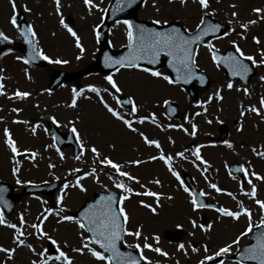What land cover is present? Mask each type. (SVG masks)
I'll list each match as a JSON object with an SVG mask.
<instances>
[{
    "label": "rangeland",
    "instance_id": "374dc122",
    "mask_svg": "<svg viewBox=\"0 0 264 264\" xmlns=\"http://www.w3.org/2000/svg\"><path fill=\"white\" fill-rule=\"evenodd\" d=\"M111 2L112 0H93L95 6H86L83 0H60V13H57L55 0H15V12L11 0H0V31L10 37V42L0 43L1 81L4 85V94L0 96V180L14 185L17 193H22L27 183L61 181L60 186L52 194L23 195L11 214L5 213L0 208L9 223L19 226L21 215L25 220L23 226L25 235L22 237L24 245L21 246H18L13 239L14 230L0 225V246L16 249L11 259L0 252V264H31L37 256L27 247L28 244L33 245L37 252L48 249L49 254H55V246L46 239H37L30 225L37 223L38 218H42L45 209L48 208H52L54 212L62 208L61 215L75 217V211L88 199H93L95 192L117 190L107 173L128 184L135 189L134 192L147 189L161 194L159 203H156L154 197L141 195L126 200L127 214L130 218L126 228L128 231H136L139 228L141 237L137 239L126 235L125 242L128 245L139 243L143 246L144 237H147V243L168 253L167 256H162L144 249L146 255H149L147 253L149 252L157 257L154 260L155 264H198L204 255H212L219 247L231 243L243 231L246 220L236 222L212 210L193 211L189 197L183 191L180 182L168 171L167 165L149 159L151 155L161 150L166 156L171 152L169 155L173 156V168L180 175L183 170L189 172L198 186L207 192L208 199L216 200L220 206L232 211L237 210L239 203L243 204L247 209L253 210L254 214L257 210L258 217L255 218L261 219V210L254 201L264 199V180H258L250 175L253 179L252 184L260 190L259 195L253 199L251 195L245 194L251 192V185L247 182L242 186L238 176L226 172L224 167L237 163L246 167L249 174L255 172L264 177V157L257 156L253 152V149L264 152V108L260 106V99L264 97V81L260 79L264 76V65L256 66L257 73L248 85L243 87L241 83L235 82L233 88L228 89L226 85L229 81L222 69L211 60V53L205 46L208 42L203 43L198 48L196 65L206 72L211 84L208 89L198 91L194 99H191L180 85L168 84L162 78L152 77L144 71L121 68L109 74L103 73L93 65L101 48L97 40L96 28L103 21ZM209 5L206 11L211 15L207 16L226 24L228 26L226 31L229 32L228 36H222L211 43L223 51L234 48L232 42L235 41L245 55H251L259 61L260 53L264 52V12L258 16L253 9H264V0H209ZM24 6L30 11H24ZM233 11L237 13L236 17L232 16ZM21 13L35 29L37 48L51 59L68 61L67 64L47 62L45 66L38 67L32 64L25 65L16 59L17 56L24 57V55L19 47V32L9 21L13 15L18 16ZM204 14L205 10L200 8L197 0H185L184 3H181V0H144L136 11L139 20L150 23L158 20L161 22L159 24L163 25L177 21L190 32L196 29L200 17ZM61 15L65 23L80 37L83 53L76 47L75 38L61 26ZM248 20H255L256 23L250 24L247 30L241 29L240 24ZM126 32V25L113 23L108 35L109 45L115 50L126 46L128 42ZM253 37L259 39V44L253 40ZM9 48L12 49L11 52H8ZM155 70L169 76L165 68ZM61 71H67L73 76L78 74V77L60 87L51 88L54 76ZM107 75H113V79L121 89L119 98L124 95V100L129 97L135 100L138 106V112L135 114L137 118H139L138 114H141L142 117H149L147 120H151V115H155L156 124L137 123L134 127L149 139H157L161 145L159 150L148 147L137 133L131 132L120 121L112 118L99 102V97L87 90L89 85L96 86L101 90L100 95L111 107L121 114L125 110L129 112L130 105L121 107L114 99L118 94L104 79ZM73 88L85 89L83 95L77 99L75 108L68 106L71 103ZM244 88L248 89V95H245ZM104 89L108 91L105 92ZM217 89L221 90L223 99L213 98L210 103L201 106V102L207 101ZM17 90L27 91L31 95L23 99L17 98L13 95ZM46 90H50V93ZM165 100L178 105L177 119L169 121L165 115ZM252 106L259 108L262 115L247 111ZM241 111H244L245 115L241 116ZM197 113H200V116L196 115ZM52 117L57 121L55 123L57 128L64 134H67L74 125L86 149L95 146L100 152L101 159L104 156L110 157L114 162L122 165V170L137 177L139 183L116 176L111 169L100 165L97 157L90 151H85L81 159L77 160L72 147L59 149L49 131L48 124L52 122L50 119ZM185 117L188 119L186 120ZM14 121H27V123ZM169 124L183 125V128H168ZM192 124L197 126L194 136L190 135ZM222 125L228 127V135L223 140L219 138ZM241 127L242 130L238 131L237 129ZM5 128L16 142L19 155L14 156L6 145ZM32 128L36 129L35 133L32 132ZM183 129H188V132ZM224 141H228L232 147L229 148ZM190 144L193 146L190 147ZM197 146H200V154L213 167L211 173L207 172L206 179L202 177L205 171L203 169L197 171L188 161V157H191ZM57 149L64 154V159L60 158ZM33 152L37 153L35 158L31 157ZM178 152H184V158L176 156ZM137 159L142 161L140 165L128 163ZM13 168H18L15 175ZM93 168L96 169L98 182L96 177H85L81 180V184L86 191L70 186L64 191L62 203L56 204L57 197L62 195L63 185L75 183L74 170L79 169L78 176H83ZM17 180L21 183L18 184ZM155 180H159L160 184L154 183ZM210 183H215L223 191L216 192L209 187ZM141 185L144 187L142 188ZM229 192L232 193L231 196L227 194ZM169 196L172 199H168ZM140 201L156 208V212L153 213L150 208L144 207ZM202 214H206V225H212L208 231L192 227L191 221L198 223ZM57 221L58 217L55 214H48L47 220L42 225L43 230L58 242L61 250L73 259V264H102L87 251L83 254L73 252L72 248L81 245V230L73 222L58 223ZM235 225L236 229H234ZM178 229L183 230L185 235L183 240L178 243L167 240L165 235ZM154 236L159 237L158 243L153 239ZM181 243L185 245L183 250L178 249ZM243 243H246L244 237L240 241V244ZM205 245L209 249L208 253L204 252ZM192 247H196L198 251L193 252ZM236 247L238 246H233V252ZM231 255H227L224 264H233L234 259Z\"/></svg>",
    "mask_w": 264,
    "mask_h": 264
},
{
    "label": "snow or ice",
    "instance_id": "6c2138e0",
    "mask_svg": "<svg viewBox=\"0 0 264 264\" xmlns=\"http://www.w3.org/2000/svg\"><path fill=\"white\" fill-rule=\"evenodd\" d=\"M86 6H95L93 5V0H83ZM129 2H134V0H129ZM185 0H181V3H184ZM201 9L205 10V14L200 17L199 23L196 25V30H194L193 34L185 35L179 29L173 28L171 31L161 32L155 31L152 29L144 28L140 25H134L129 20H124L123 23L127 27V41H128V52L120 57L119 59H113L105 54V65L107 67H112L113 65H117L116 71H119L120 68H127V69H134V68H141L139 61H147L149 64H156L159 60L160 56L163 54L164 56L168 57V67L172 69L175 73V78H171L168 75L162 74L160 71L153 70L151 68H142L141 70L145 73H149L152 77L162 78L168 84H176L179 82L188 83L191 79L196 77V72L194 71L196 67V51L194 49V45H198L204 41L205 37H208L210 34H215L220 32L221 25L216 23H206L205 16L211 15L206 10L210 7L209 0H197ZM56 3V11L60 13V0H55ZM123 3V0H121ZM11 6L13 12L16 10V3L15 0H11ZM231 7H235V5H231ZM122 10L120 7L115 9V11ZM24 11H30L26 6H24ZM253 12L256 13L258 16L264 12V9L255 8ZM232 16L236 17L237 13L235 11L232 12ZM14 28H17L19 35L24 38L25 43L29 45V53L27 57L17 56L16 59L22 61L25 65L30 64L32 61L37 59H42L47 61L50 64H67L68 61L61 60V59H51L49 56L45 55L42 50L36 48V32L34 31L31 24L27 25L24 28H20L17 23L16 15H13L9 21ZM154 23H161L160 21H155ZM255 20H248L246 23H241V29L247 30L250 24H255ZM60 24L63 28H65L68 33L75 38V45L80 50L81 53L84 52V48L81 44L80 37L77 35L76 31H74L67 23L63 16L61 15ZM135 29V30H134ZM234 31V29H233ZM99 36V33H96ZM229 35L228 31L223 32V36L226 37ZM217 39L221 37H216ZM253 40L259 44V39L253 37ZM3 42H10V37L6 35L3 31H0V43ZM235 53L233 54L229 52L227 55L221 56L217 54V49L215 46L208 42L205 46L207 47L208 51L211 53V60L216 64L220 65L223 64L225 67L229 69V73L233 77H240L244 79L248 73L252 71V68L249 67L247 63L244 61L251 62L254 66L264 65V52H261V59L257 61L251 55H245V53L241 50V48L236 45L235 41L232 42ZM12 49L9 48L8 52H11ZM80 59V57H77ZM2 71V70H0ZM27 74V70H25ZM30 78V77H29ZM201 83H204V77H198ZM2 79V77H0ZM107 83L111 86V88L115 91V93H120L121 89L116 84L115 80L113 79V75H107L104 77ZM260 79L264 81V76H261ZM228 89L233 88V83L229 81L226 85ZM3 88L4 85L0 83V95H3ZM87 90L91 93H95L97 97H99V102L103 105L104 109L107 111L108 114L112 118L117 121H120L122 125L130 130L131 132L137 133L143 140L144 143L149 146H154L157 149L161 148L159 141L155 139H149L143 132H139L136 127H134V122H138L143 124L145 120L149 119V117H139L138 121H134V119H129L126 117H135V114L138 112V106L135 100L129 97L126 100H120L118 97H114L117 103L121 105V107L125 105H130V110L126 114H121L120 111L116 110L115 108L111 107L100 95L101 90L96 86L89 85ZM238 91L240 89H237ZM49 91L50 90H46ZM85 89L81 88L77 90L73 88L71 90V103L68 105L69 107L75 108L77 107V99L81 97L84 93ZM107 92V89H104ZM245 95H248V89H243ZM13 95L17 98H27L31 95V93L27 91H20L17 90ZM213 98L217 100H222L223 96L221 95V90L217 89L212 95L208 97V100L205 102H201V106L206 103H210ZM169 101L165 100L164 104H168ZM260 106L264 108V97L260 99ZM13 111H19V109H13ZM206 111V108H205ZM247 111H251L256 113L257 115H262L259 108L252 106ZM196 115H200L197 113ZM245 115L244 111H241V116ZM151 122L156 124V117L154 114L151 115ZM52 119L53 123H57L54 117ZM187 120L188 117H185ZM15 123H27V121H14ZM210 122V121H209ZM169 128H183V125H168ZM197 126L192 124V131L190 135L196 134ZM186 133L188 129H183ZM238 131L242 130L241 128L237 129ZM36 129L32 128V132L35 133ZM71 132L75 135L76 143L79 146L80 152L78 155L75 156V159L79 160L83 156L85 151H90L95 157H97L98 163L105 168H109L116 174L118 177L126 178L128 181H133L139 183L137 177L131 175L128 171L122 170V165L119 163L114 162L108 156H104L102 159L100 158V152L95 146H92L90 149H86L85 145L80 137L77 128L73 125L71 128ZM4 135L6 137L5 143L8 148L11 150V153L15 155H19L18 148L16 146V142L12 139L11 134L9 133L8 129H4ZM224 144L227 145L229 148L232 145L228 141H224ZM60 158L64 159V154L57 149ZM253 152L256 153L257 156L264 157V152H257L256 149H253ZM37 153H31V157L35 158ZM178 157L184 158V152H178L175 154ZM195 157L196 161H199L200 164L206 165L207 161L203 160L202 156L200 155V146L196 148V150L192 153ZM150 160H161L167 165L168 171L171 173L173 177L176 178L177 181L180 182V186L182 187L183 191L188 194L190 197V203L192 206L193 211L201 208H213L214 205L205 204L201 200L198 199L199 197L207 195V193L200 191L198 194L189 189V187L185 186L184 181L181 179L180 174L173 168L172 160L173 156L171 155H164L162 152L159 156H150ZM128 163L134 165H140L142 163L141 160H131ZM49 167H55V165H49ZM244 173L245 177L249 176L248 170L241 165L238 169ZM18 171V168H13V174L15 175ZM79 172V169L74 170ZM109 178L112 179L114 187L117 190L121 191V195L117 197L115 193L112 191H108L106 195H101L98 200L94 203L89 204L81 213L79 218L70 216V215H61L63 212L62 208L56 209L55 212L52 208L45 209V215L42 218H38L37 223H33L30 227L34 230L37 239H46L51 242L53 246H55V254H49L48 249H43L39 252L33 247V245L28 244L27 247L37 256V259L31 261V264H73V259L67 255V253L61 250L60 245L58 242L53 239L51 236L48 235L47 232L43 230V223L48 218V214H55L58 217V223L60 222H73L77 225V227L81 230L80 237H81V245L79 247L72 248L71 250L78 254H83L87 251L95 260L102 262V264H141L142 261H145L146 264H151V261L143 255V249H149L154 251L162 256H167L168 253L164 252L159 247H153L152 244L147 243V237H144L145 243L143 246L137 243L135 245H129V247L135 248L140 250L139 257L133 256L131 253H124L121 252L120 248L117 246V242L122 240L123 235L134 236L136 238L141 237V230L137 228L136 231L131 232L128 231L125 227L129 220V216L127 211L124 207V202L130 198L131 195H141V196H149L154 197L159 203L160 195L159 193L145 190L142 192H134L133 188L130 187L128 184L124 183L122 180L115 179L110 173H107ZM252 176H255L258 180H264V177L259 176L257 173L252 172ZM85 177H96V169L93 168L90 172H85L83 176H77L74 184L65 183L63 188L61 189L62 195L57 197L56 204H61L63 201V194L65 189L71 187L79 188L81 191H86L81 184V180ZM97 182H98V177ZM18 184L21 183L20 180L16 181ZM154 183L160 184L159 180H155ZM248 184L251 185V192L245 193L246 195H251L253 199L256 197V186L252 184V181L249 179ZM143 188L144 185H141ZM209 187L214 189L216 192L223 191L219 188L215 183H210ZM243 191V189H241ZM4 189L0 188V203H2L3 207L10 208L11 205L3 197ZM229 196L232 193H227ZM168 199H172L171 196ZM140 203L155 213L156 208L152 207L151 205L145 204L143 201ZM255 203L259 205L262 213H264V201L259 199H255ZM240 210L232 211L225 207H216L215 211L219 213L221 216L229 217L233 220H239L241 215H244L248 219L247 227L240 232L238 236H236L231 243H226L224 246L219 247L212 255H204L202 259L198 261V264H207V262L212 261L215 264L216 257H223L228 254H232L235 257L233 264H264V231H257L254 235H252V239L249 241L247 245H240V241L243 237H247L253 234L254 229H259L264 227V215L261 216V219L258 224L253 223L252 221V214L251 211L247 208H244L243 205H239ZM192 227L195 229L199 227L202 231H208L211 229L212 225H204L197 223L193 220L191 221ZM0 225L6 226L10 229L14 230L13 239L18 246L24 245V240L22 237L25 235L23 231V226L25 225V220L23 215L20 216V224L19 226L14 223H9L6 221L3 211L0 210ZM87 233L88 235H85ZM32 234V233H30ZM194 235V233H193ZM153 239L158 243L159 237L154 236ZM65 246H67L65 244ZM98 246L100 250H97L96 247ZM233 246L236 247L235 252H233ZM178 249L183 250L185 249V245L183 243L178 245ZM15 248H4L0 246V252H3L7 255L8 259H11L15 253ZM192 251L196 252L198 249L196 247H192ZM209 249L207 245L204 246V252L208 253ZM219 264H224V260L221 259Z\"/></svg>",
    "mask_w": 264,
    "mask_h": 264
},
{
    "label": "water",
    "instance_id": "95a60500",
    "mask_svg": "<svg viewBox=\"0 0 264 264\" xmlns=\"http://www.w3.org/2000/svg\"><path fill=\"white\" fill-rule=\"evenodd\" d=\"M143 0H134V2H129V0H123V3H121V0H114L113 2V5L111 6V9H110V13H109V16L107 18V20L105 21V23L102 25V28L99 32V40L102 42L103 44V47H102V50L100 52V59L98 61V64H97V67L101 70H104V71H110L116 67H118L117 65H113L112 67H107L105 65V54L107 53V55L113 59H119L120 57L124 56L127 52H128V47L125 48L124 50H121V51H112L111 49H109L105 44L104 42L106 41V35L108 34V30H109V25L112 21L114 20H129L131 21L134 25H140V26H143L144 28H148V29H152V30H155V31H161V32H167V31H171L173 28H176V29H179L182 33H184L185 35H190V34H193V33H188L186 31H184L180 25L178 23H173L171 25H168V26H157V25H148L146 22H140L136 19V10L137 8L140 6L141 2ZM118 7H120L122 10L120 11H115V9H117ZM206 20V23H212V24H216L218 22L214 21L213 19L209 18V17H206L205 18ZM221 25V30L220 32H217L215 34H210L208 37H205L204 38V41L205 40H208V39H211V38H214V37H217L219 35H221L223 33V31L225 30V26L221 23H218ZM26 23L24 21V18L21 17V28H24L26 27ZM135 30V29H134ZM200 44V43H199ZM198 45H194V49L196 51V47ZM21 48L24 52V54L28 55L29 53V45L27 43H25L24 41V38L22 37V44H21ZM230 51H228L226 54H220L219 52H217L218 55H221V56H224V55H227ZM232 53V52H231ZM34 62L35 64L37 65H40V66H43L44 65V61L42 59H37V60H34L32 61ZM244 63H246L244 61ZM139 64L140 65H148V66H151V67H158L160 65H165L174 75L175 77V73L172 71L171 68L168 67V57L166 58V60L164 62L161 61V56L159 58V60L157 61L156 64H149L147 61H139ZM248 64V63H247ZM227 71V74L229 76V78H236V77H233L230 75L229 73V69L227 67H225L223 64H221ZM250 68H252L250 66V64H248ZM0 70H1V66H0ZM194 71L196 72V77H194L193 79H191L188 83H183V82H179V83H182L184 85H186L190 92L192 94H194V92L196 91V89L198 88H207L209 86V80L208 78L206 77V75L199 71L196 67L194 69ZM254 72V69L252 68V71L250 73L247 74L245 81L249 78V75L252 74ZM0 74H1V71H0ZM199 76H203L204 77V83H201L200 80H199ZM77 77V76H75ZM73 76H69L66 72H62L60 74H58L55 78H54V81H53V84H52V87H55V86H58V85H61L62 83L68 81V80H71L73 78H75ZM237 78H240V77H237ZM172 108H175V106L173 105H170ZM51 129H52V133L57 141V143L59 144L60 147H63V146H68V145H73L74 148H75V152L77 153L78 152V146L76 144V142L74 141V138H73V135L72 133H69L67 136H64L60 131H58L54 126L51 125ZM59 185V182H55L53 184H49V185H29L25 188L24 190V193H30V192H35V191H43V190H46L47 193H51L53 192ZM0 188H3L4 189V192H3V197L4 199L8 202L9 205H11L10 208H5L3 207L2 203H0V205L6 210L7 213H11L13 212L14 208H15V203L20 199L21 195L20 194H13V190H14V187L9 185V184H5V183H2L0 182ZM194 189V188H193ZM114 193V192H113ZM107 193H97L95 195V200L94 201H89L85 204V206L77 212V216L79 217L80 216V213L89 205V204H92L94 203L96 200L99 199V197L101 195H106ZM116 194V193H115ZM117 197H119L118 194H116ZM122 241H123V236H122V240L121 241H118L117 242V246L120 248L121 252H124V253H131L133 256H136L137 258L139 257L138 256V253H136L135 251L127 248V247H124L122 245ZM141 264H143L141 262Z\"/></svg>",
    "mask_w": 264,
    "mask_h": 264
},
{
    "label": "bare ground",
    "instance_id": "6f19581e",
    "mask_svg": "<svg viewBox=\"0 0 264 264\" xmlns=\"http://www.w3.org/2000/svg\"><path fill=\"white\" fill-rule=\"evenodd\" d=\"M111 135V134H110ZM234 157V156H233ZM51 204H52V202H51ZM234 229H236V225L234 226Z\"/></svg>",
    "mask_w": 264,
    "mask_h": 264
}]
</instances>
